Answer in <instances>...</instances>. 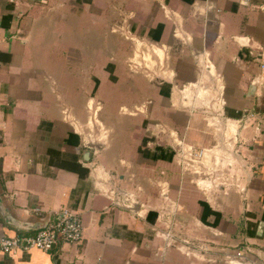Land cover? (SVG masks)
Wrapping results in <instances>:
<instances>
[{
  "label": "crops",
  "instance_id": "0c3cea01",
  "mask_svg": "<svg viewBox=\"0 0 264 264\" xmlns=\"http://www.w3.org/2000/svg\"><path fill=\"white\" fill-rule=\"evenodd\" d=\"M164 3L185 41L173 36L156 0H0V197L22 221L56 219L65 209L82 220L79 241L48 252L0 251V264H228L224 256L244 248L246 264H264V123L256 130L249 118L238 151L211 178L183 171L171 149L174 136L197 147L215 144L204 111L175 95L196 89L205 62L220 78L227 117H264V70L254 83L260 56L244 46L264 53V0ZM119 11L129 14L135 36L162 46L153 69L128 68L133 45L111 32ZM63 110L99 142L84 143ZM88 162L138 203L111 205L95 192ZM157 182L168 184L178 204L160 221ZM167 226L176 238L170 245L156 234ZM36 231L18 232L0 215V237ZM183 241L200 248V257L185 254Z\"/></svg>",
  "mask_w": 264,
  "mask_h": 264
},
{
  "label": "built area",
  "instance_id": "2783aa9c",
  "mask_svg": "<svg viewBox=\"0 0 264 264\" xmlns=\"http://www.w3.org/2000/svg\"><path fill=\"white\" fill-rule=\"evenodd\" d=\"M158 2L159 8H161L163 15L166 19L171 20L174 24L173 27V36L185 41L187 37L184 32L181 30L180 22L176 16V13L171 11L164 0H156ZM242 3H247L249 0H240ZM261 9L264 10V4L261 6ZM111 32L118 34L121 38L130 41L133 46L140 45L146 48V51L154 57L160 58L155 52V49H162V46L157 45L154 42L147 41L143 38H138L131 30L130 25V16L124 12H118L117 19L111 25ZM244 46H248L253 51H258L257 54L260 56L258 59L261 73L258 77L254 78V83H260L263 79V70H264V53L260 52L261 48L250 47L248 41L244 43ZM145 51V52H146ZM139 54L133 52L132 55L127 60L128 68L133 72H138L140 70H148L154 65L151 64V67L147 65V61L142 54L141 59L138 60ZM263 58V61L260 59ZM153 63V62H152ZM206 67L211 71L213 77L214 85L211 87L212 96L209 98V112L212 117L210 118L211 127L214 131L218 132L219 140L211 147H197L193 144H187L183 139H178L176 136L173 137L174 145L172 146L173 157L176 160L177 164L182 168L183 171L191 172L194 174L198 173H207L206 176L211 178V173L216 169H219L220 164L224 158H220V154H225L223 157H229L228 155L233 156L235 152L238 151L234 148V144L240 146L239 139V130L244 128L246 124L249 123V118L253 117L254 122L253 126L256 130H261V127L264 123V117H262L258 112L246 111L243 116L238 119L229 118L224 113V98L222 94V84H220V78L213 73L209 63L205 62ZM214 74V75H213ZM212 81V83H213ZM200 82V81H199ZM220 84V85H219ZM216 110L215 106L216 105ZM144 105H141L137 108V111L144 112ZM214 111V112H213ZM134 114V111L129 112ZM64 119L70 121L73 128L80 134L84 135L87 140L83 139V142L88 144H94L96 142V137L90 131L86 132L84 128H81L78 122L71 118L70 115L63 110ZM218 117H215V116ZM214 121V122H213ZM90 122V121H89ZM219 122V126L217 124ZM215 126H218L214 129ZM152 127V126H151ZM215 133V132H214ZM216 134V133H215ZM153 137V135H152ZM98 141V140H97ZM99 142V141H98ZM223 142H225L223 144ZM97 144V143H95ZM222 146L224 148H222ZM98 152L97 148H93L92 153L96 155ZM230 160V159H229ZM209 163V164H207ZM89 169L90 176L93 181L94 190L97 193L105 196L110 204L125 206L129 209H132L134 205L138 203L136 194L130 191L119 190L115 187L111 181L110 173L103 168L101 165L94 162L85 163ZM210 184V181H209ZM159 187V195L162 200L160 211L158 212V218L165 220L170 216H173L178 210V204L171 200L168 192V184L166 182H157ZM33 212H41L40 208H34ZM161 217V218H160ZM46 218V216L42 217ZM167 231L156 230V234L161 236L163 240L167 242L168 245L175 243V236L171 232L170 228L167 226ZM82 238V220L80 215L70 209H65L62 211L61 216L52 219L47 216L46 225L38 229L33 234H15V235H3L0 237V251L4 254H18L22 251H28L31 249H38L42 251H50L53 246L59 242H77ZM181 249L187 255H194L200 257V248L191 247L186 241H183ZM244 252L249 253V249H239L232 256H224V260L228 264H246L244 262L245 254Z\"/></svg>",
  "mask_w": 264,
  "mask_h": 264
},
{
  "label": "rangeland",
  "instance_id": "374dc122",
  "mask_svg": "<svg viewBox=\"0 0 264 264\" xmlns=\"http://www.w3.org/2000/svg\"><path fill=\"white\" fill-rule=\"evenodd\" d=\"M133 45V44H132ZM146 48H144L143 46H140V45H138V46H136V45H134V46H132V53L133 52H135V53H137V54H139V58H138V60H140L141 59V56H142V54H144V58H145V60L147 61V65L149 66V67H151V64H152V59L150 58V54L146 51ZM158 52H159V54L161 53L162 54V52H161V50H158ZM162 57V56H161ZM150 69H153V68H150ZM213 72V71H212ZM214 73V72H213ZM212 73H210V71L208 70V68H205V70L203 69V72H202V76H201V80H200V82L199 83H197L195 86H196V89L195 90H192L191 88H187V87H185L184 89H182L181 91H178V92H176L175 93V95H180L181 97H183V95H182V91L183 90H185V89H187L185 92H189V99H187L186 101L185 100H183L182 99V104H194L195 106H198L197 107V109L199 110L200 109V111H204V116H201V121H202V125L204 126V128L206 129V131H207V129H211V131L209 130L208 132H210V134H211V137L213 138V140H214V142H216L217 140H219L220 138H219V134H218V132H216V131H214L213 129H212V125L210 124L211 122V120H210V118L212 117V115L210 114V113H208V112H212V110L210 111V108H209V106L211 105V103L212 102H210V104H209V98H211V96H212V93H211V87L214 85V81H213V77H212V75H211ZM214 75V74H213ZM212 81H213V83H212ZM220 85V84H219ZM205 92V93H203V95H202V92ZM191 94L193 95L192 97H191ZM204 94H206V99H203V96H204ZM184 98V97H183ZM197 101H200V103L199 104H197L196 105V102ZM215 106V110H216V106H217V104L216 105H214ZM200 111H198V112H200ZM214 112V111H213ZM202 114V113H201ZM215 117H218L217 115L215 116ZM218 119H219V117H218ZM214 122V121H213ZM217 124H218V126H219V122H217ZM211 125V126H210ZM218 126H215L214 127V129L215 128H217ZM216 134H215V133ZM104 132H102V134H103ZM101 134V135H102ZM101 135L99 136V139L101 140ZM106 135V134H105ZM150 138H152L153 139V137H150ZM151 139V140H152ZM102 141L103 142H105V140L104 139H102ZM213 142V143H214ZM225 142H223V144H224ZM232 144H234V148L236 149L237 148V144H235V143H232ZM212 145V144H211ZM209 147H211V146H209ZM173 153V152H172ZM223 156H225V154L223 155V154H220V158L222 159V158H224L223 160H229L231 157H233V156H231V155H228L229 157H223ZM207 164H209V163H207Z\"/></svg>",
  "mask_w": 264,
  "mask_h": 264
},
{
  "label": "water",
  "instance_id": "95a60500",
  "mask_svg": "<svg viewBox=\"0 0 264 264\" xmlns=\"http://www.w3.org/2000/svg\"><path fill=\"white\" fill-rule=\"evenodd\" d=\"M85 156L88 158L90 156V152L86 151ZM86 157L84 158L86 160ZM0 215L3 218L4 222L14 228L18 232H26L29 230H38L43 228L46 225V218H39V221L35 223L22 221L17 219L9 212L8 208L3 205L2 198L0 197Z\"/></svg>",
  "mask_w": 264,
  "mask_h": 264
},
{
  "label": "bare ground",
  "instance_id": "6f19581e",
  "mask_svg": "<svg viewBox=\"0 0 264 264\" xmlns=\"http://www.w3.org/2000/svg\"><path fill=\"white\" fill-rule=\"evenodd\" d=\"M158 50H159V49L156 48V49H155V52H156V54H157L158 56L161 57L162 54H161V53L159 54ZM210 73H211V71H210ZM190 84H191V83H190ZM184 87H185V86H184ZM187 88H188V87H187ZM186 90H187V89H185V90L182 91V95H183V97H184V98L182 97L183 100H185V99H189V92H185ZM203 93H205V92L203 91V92H202V95H203ZM192 96H193V95L191 94V97H192ZM203 99H206V94H204ZM185 101H186V100H185ZM199 103H200V101H197V102H196V105L199 104ZM174 104H176V103H174ZM211 120H212V119H211ZM211 122H212V121H211ZM208 184H209V183H208ZM210 185H211V183H210Z\"/></svg>",
  "mask_w": 264,
  "mask_h": 264
},
{
  "label": "trees",
  "instance_id": "16d2710c",
  "mask_svg": "<svg viewBox=\"0 0 264 264\" xmlns=\"http://www.w3.org/2000/svg\"><path fill=\"white\" fill-rule=\"evenodd\" d=\"M155 149H156V150H160V152H161V148L156 147ZM171 156H172V155L170 154L169 158H170ZM74 170L77 171L78 174H80V175L83 173V172H82V169H80V168H78V167H74ZM204 205H205V204H204Z\"/></svg>",
  "mask_w": 264,
  "mask_h": 264
}]
</instances>
